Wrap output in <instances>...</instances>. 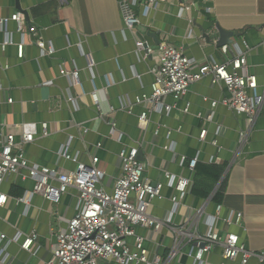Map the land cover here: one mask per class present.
Instances as JSON below:
<instances>
[{
  "label": "crops",
  "instance_id": "1",
  "mask_svg": "<svg viewBox=\"0 0 264 264\" xmlns=\"http://www.w3.org/2000/svg\"><path fill=\"white\" fill-rule=\"evenodd\" d=\"M184 2L193 5L182 16L178 8L183 1L169 0L141 18L136 32H130L124 28L120 0H0V130L8 133L16 131L17 125H35L36 139L24 148L26 158L61 173L75 171L77 166L59 155L61 146L72 137L71 149L78 153L79 163L89 165L91 155L99 159L107 174L105 187L119 174V151L136 142L139 159L146 164L145 175L152 183L165 184V173L192 180L193 173L179 162L180 157L187 162L196 159L197 163L226 165L221 205L193 197L189 189L169 226L199 235L211 222L221 237L234 234L253 253L247 264H264V100L257 119L250 123L220 104L227 93L223 85L213 86L207 77L193 85L168 115L152 114L145 123L138 116L146 105L132 106L130 113L125 108L135 97L151 92V69L158 51L150 34L160 43L182 49L198 65L222 64L245 53L248 70L257 78V93L264 99V0ZM15 13L37 29L39 37L54 49L53 56L42 57L34 37L15 32L11 21ZM216 25L238 33L226 55L217 46ZM9 39L13 44L3 50L1 45ZM142 40L148 48L138 52L135 43ZM60 67L78 71L77 85L59 75ZM213 101L219 103L215 109L210 107ZM211 113L212 118L205 120ZM109 122L115 124L113 134ZM43 123L48 126L47 137L41 136ZM83 129L85 135H81ZM201 129L206 131L204 140L199 138ZM1 189L9 197L0 209V233L8 238L0 246L1 258L6 259L3 264H47L57 232L74 214L75 191L56 205L34 195L25 206L18 200L33 190L31 181L10 177ZM17 191L23 195L10 194ZM161 193L148 214L165 221L174 192L163 186ZM230 212L242 214L239 225L222 223ZM170 227L155 235L137 229L149 240L145 243L148 260L153 262L158 256L159 264H193L190 243L182 238L178 252L169 259L176 238ZM16 233L21 238L13 243L10 240ZM31 233L37 235L33 254L20 249L22 239ZM204 264H240V260L224 261L221 247H216L204 256Z\"/></svg>",
  "mask_w": 264,
  "mask_h": 264
},
{
  "label": "built area",
  "instance_id": "2",
  "mask_svg": "<svg viewBox=\"0 0 264 264\" xmlns=\"http://www.w3.org/2000/svg\"><path fill=\"white\" fill-rule=\"evenodd\" d=\"M168 1L120 0L119 7L125 30L136 32L141 18ZM182 1L184 4L178 8L179 16L187 13L193 5V3H185V0ZM11 21L15 23V32L21 37L29 35L36 39V45L42 57L53 56L52 46L39 37L34 26L26 25L21 13L13 14ZM12 44L13 42L9 39L1 46L4 50L7 45ZM135 47L138 52L148 48L143 40L137 41ZM157 51L158 60L151 69L153 76L151 92L148 95L142 94L135 97L132 105L128 103V107L127 105L125 107L128 113L132 106L146 105L145 110L138 116L140 121L145 123L152 114L168 115L193 85L208 77L213 86L223 85L227 93V97L220 102L221 105L226 106L238 116H245L250 123L257 119L264 99L257 93V78L248 70L245 53H239L222 64L198 65L186 56L182 49L175 48L166 42L159 43ZM228 51V46L221 47L224 55ZM88 68H91V64H88ZM78 74V71L68 72L64 67L59 69V75L68 77L72 86L77 85ZM167 99H171L172 103H168ZM204 101L207 102V99ZM7 103L11 104L12 99H8ZM94 103L98 104L95 97ZM218 104L213 101L210 107L215 109ZM183 112H188V105ZM211 118L212 113L204 117L205 120ZM109 124L113 134L116 132L115 124L113 122ZM47 128L46 123L41 124L42 137L48 136ZM15 129L16 131L8 133L0 130V209L7 204L9 198L1 187L10 177L33 183V190L26 192L18 200L25 206L29 205L34 195L54 205L58 204L70 191H75L77 195L74 214L66 227L57 232L56 242L47 264H98L99 261H111L116 264H159L160 259L157 255L153 262L148 260L145 243L149 240L140 235L137 229H144L155 235L159 234L163 228L170 227L171 215L189 191L192 185L191 179L165 173V184L152 183L145 175L146 164L138 158L140 145L136 142L133 146L119 151V174L111 179L109 186L105 187L103 180L107 174L100 167L99 159L91 155L89 165L79 163L78 153H74L71 149L72 137H69L61 146L59 155L64 161L75 163L77 166L75 171L61 173L36 165L26 158L24 148L36 139L35 125L21 124L15 126ZM86 132L87 130L83 129L81 135H85ZM205 136L206 131L201 129L200 140H204ZM99 147L100 144L96 146V148ZM179 162L185 164L191 173L197 164L196 159L187 162L185 157H180ZM163 186L171 189L174 195L171 197L172 209L168 218L160 221L151 217L148 209L153 202L162 198ZM221 221L226 227L239 225L242 214L230 212ZM206 227V232L199 235L170 227L176 234V238L169 259L178 252L181 244L179 238H182L190 243L188 254L193 264H204V256L216 247H221L224 261L231 262L239 259L240 264H247L253 253L244 248L236 235L226 233L221 237L211 222H208ZM20 238L21 234L16 233L10 241L17 243ZM7 239L4 233H0V246ZM36 240L35 233L25 236L20 249L33 254ZM5 260L0 255V264H3Z\"/></svg>",
  "mask_w": 264,
  "mask_h": 264
},
{
  "label": "trees",
  "instance_id": "3",
  "mask_svg": "<svg viewBox=\"0 0 264 264\" xmlns=\"http://www.w3.org/2000/svg\"><path fill=\"white\" fill-rule=\"evenodd\" d=\"M225 170L226 165L197 163L193 171L190 194L202 200L209 199L212 195L211 202L221 205L226 191V182L223 179ZM17 192L10 194L17 198L23 195L22 191Z\"/></svg>",
  "mask_w": 264,
  "mask_h": 264
},
{
  "label": "water",
  "instance_id": "4",
  "mask_svg": "<svg viewBox=\"0 0 264 264\" xmlns=\"http://www.w3.org/2000/svg\"><path fill=\"white\" fill-rule=\"evenodd\" d=\"M17 1V0H16ZM215 30H216V35L215 38L217 39V46L219 48L224 47V46H228L231 44V39L238 37V33H234V32H229V31H225L223 29H221L218 25L215 26ZM150 37L153 39V41L156 43V45H159V41L158 39L155 37V35L150 34ZM141 156V154L139 153L138 158ZM140 161H142V159H139ZM212 196V195H211ZM211 196L209 197L208 200H210ZM202 247V246H200Z\"/></svg>",
  "mask_w": 264,
  "mask_h": 264
}]
</instances>
